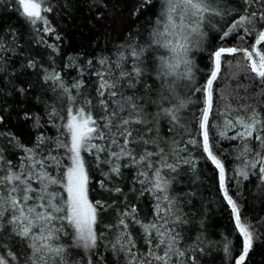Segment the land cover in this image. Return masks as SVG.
<instances>
[{"label":"trees","instance_id":"1","mask_svg":"<svg viewBox=\"0 0 264 264\" xmlns=\"http://www.w3.org/2000/svg\"><path fill=\"white\" fill-rule=\"evenodd\" d=\"M43 3L44 7L51 8L50 12L42 13L49 22L48 26L54 30L49 33L43 32L42 22L35 26L29 24L15 0H0V163L5 168L9 162L12 168L20 165L26 156L25 149L35 148L39 137L44 138V143L37 151L43 156L49 153L58 157L64 155L57 142L64 139L62 125L70 101L68 95L51 80L46 81L45 76L58 73L70 94L76 97V105H80L84 97L92 99L95 105L98 83L95 72L100 70L97 61L105 58L114 63L119 60L122 45L126 48L133 42L147 44L159 11L158 0L143 7L142 0H43ZM215 6L222 15L211 17V22L204 24V41L189 55L194 79L191 82L178 80L174 84L180 98L187 100L191 97L193 101L180 113L183 117L181 123L187 126L188 132L183 128L169 131L171 125L166 118L160 119L158 124L159 136L169 146L173 139L180 141L178 147L187 149L180 152V156L189 161L178 164L176 172L166 173L171 180L167 195L175 202L176 215L182 221L177 225L170 222L169 227H175L179 233L177 247L185 253L179 259L173 255L171 264H235L242 250V237L235 229L231 209L220 188L219 170L207 160L202 147L186 143L189 139H196L202 144L196 121L203 95L200 92L193 94L191 89L205 84L213 67L212 54L220 47H250L255 40V32L245 35L243 40L238 39L244 34L243 30L221 38L231 23L245 14L247 5L244 0H216ZM262 10L264 7L260 3L248 8L249 12ZM248 27L259 31L262 26ZM258 47L264 50V45ZM245 64L240 53L221 58V72L213 84L209 137L214 154L225 166L228 193L236 201L242 221L254 234L245 264H264V182L260 178L259 165L252 169L245 163L256 159L257 152L264 155V149L254 138L247 141L229 139L236 135L237 129L225 126L226 119L246 116L253 109L264 119V85L254 79ZM128 67H131L130 62ZM113 71L119 70L114 68ZM154 78V72L149 69L145 76L147 85L152 86ZM77 81L83 84L79 92L72 87ZM159 83L155 81V88H159ZM143 91V84L137 85V94ZM156 98L155 90L144 94L141 102L148 101L146 111H157L151 103ZM197 98L199 103L195 102ZM164 106L170 105L165 101ZM53 110L55 116L51 115ZM92 112L93 115L103 114L95 106ZM259 134L264 136V132ZM245 145L249 151H245ZM85 158L89 169V199L93 202L99 200L107 207L98 213L97 247L89 252L72 248L71 258L78 264H88L89 261L91 264H125L123 253H114L112 245L122 231H127L136 241L137 248L146 251L143 230L135 221H153L157 200L151 192L142 193V185L136 182L135 167H122L120 176L105 180L109 165L96 167L92 156L85 153ZM241 169L249 173L247 179L239 175ZM100 181L105 182L104 188H101ZM116 188L120 191L116 192ZM132 207L136 209L134 219L131 215L124 217L128 228L122 230L117 227L121 213L130 212ZM0 236L7 245L0 250L5 259L10 260L9 249L22 250L23 246L16 238L2 233ZM64 240L71 243L68 237ZM11 264H23V258Z\"/></svg>","mask_w":264,"mask_h":264},{"label":"snow or ice","instance_id":"2","mask_svg":"<svg viewBox=\"0 0 264 264\" xmlns=\"http://www.w3.org/2000/svg\"><path fill=\"white\" fill-rule=\"evenodd\" d=\"M15 2L29 24L35 26L42 22L43 32L54 31L42 14L51 11V8L43 7V0ZM158 3L155 26L147 44L133 42L126 48L122 45L119 60L114 63L105 58L97 61L100 70L95 72L98 78L95 105L88 97L76 105V97L70 94L58 73L45 76V80H51L61 88L70 101L62 125L61 136L64 139H58L57 142V147L64 150V155L58 157L49 153L43 156L37 151L44 143V138L39 137L35 148L25 149L26 156L16 168H12L10 162L7 168L0 163V233L16 238L17 243L23 246L22 250L7 251L10 260L0 255V264L18 262L21 257L23 264H78L71 258L72 248L89 252L97 247L98 213L107 206L99 200L93 202L89 199V169L85 153L93 157L92 163L96 167L109 165L105 180L111 176H120L122 167H135L136 182L142 185V193L151 192L157 200L156 218L153 221H135L143 230L147 250L138 249L131 233L122 231L112 245L113 252L117 255L123 253L125 264H171L173 255L178 259L184 257V251L177 247L180 235L175 227H169L170 222L177 225L182 221L176 215L175 202L167 195L171 180L166 173L176 172L180 163H189L180 156V152L187 149L179 148L180 141L176 139L169 146L159 136L158 124L160 119L166 118L171 125L169 131L183 128L188 132L187 126L181 123L183 117L180 113L193 101L191 97L187 100L180 98L174 84L178 80L191 82L194 79L189 53L193 46L200 45L205 35L202 31L205 21L222 15V12L215 6L216 0H158ZM244 3L247 5L245 14L234 20L221 38L243 30L244 34L238 36V39L243 40L245 35L255 32L254 44L246 48L220 47L212 54L213 67L205 84L191 89L193 94L200 92L203 95L196 121L202 135V144L196 139L186 142L193 147H202L207 160L219 170V184L224 200L231 209L235 229L242 237V250L235 264H245L253 246L254 234L242 221L240 209L225 186V166L214 154L210 143L209 118L213 113V84L221 72L223 56L240 53L246 62L247 71L264 85V50L258 47L264 45V10L248 11L254 3L264 7V0H244ZM145 5H153V0H142L141 7ZM256 24L262 26L259 31L248 27ZM129 62L131 67H128ZM88 63L91 65L92 61ZM114 68L119 71L114 72ZM149 69L155 77L152 86L145 81ZM156 80L160 82L158 89L155 88ZM140 84H143L144 91L138 95L137 85ZM82 86V81H77L72 87L79 92ZM151 90L157 93V98L151 100L157 108L155 113L146 111L148 101L141 102L144 94ZM165 101L170 106L165 107ZM195 102L199 103V98ZM94 106L103 114L93 115ZM51 115H56L55 110ZM225 126L237 129L236 135L229 139L247 141L254 138L264 149V136L259 134L264 132V119L254 109L235 120L226 119ZM249 150L245 145V151ZM104 153L107 155L103 156ZM245 163L252 169H257L259 165L260 178L264 182V155L257 152L256 159ZM239 175L247 179L249 173L241 169ZM100 186L104 188L105 182L100 181ZM115 191L119 192L120 189L116 188ZM135 212V207H132L130 212L121 213L117 227L126 230L128 224L124 217L131 215L134 219ZM65 237L71 243L64 240ZM6 247L3 236H0V250Z\"/></svg>","mask_w":264,"mask_h":264},{"label":"rangeland","instance_id":"3","mask_svg":"<svg viewBox=\"0 0 264 264\" xmlns=\"http://www.w3.org/2000/svg\"><path fill=\"white\" fill-rule=\"evenodd\" d=\"M43 7H44V3H43ZM209 21L211 22V18H210V20H206L205 23H209ZM205 23H204V24H205ZM204 26H205V25L202 26V31H203ZM203 33H204V31H203ZM204 38H205V36H204L203 39L201 40L200 45L202 44V41H204ZM200 45H199L198 47H197V46H193V47H192V50H191L190 53H189V55L192 53V51L198 50L199 47H200Z\"/></svg>","mask_w":264,"mask_h":264}]
</instances>
